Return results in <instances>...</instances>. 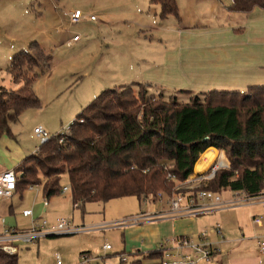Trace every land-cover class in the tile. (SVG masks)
I'll return each mask as SVG.
<instances>
[{
	"label": "rangeland",
	"instance_id": "obj_1",
	"mask_svg": "<svg viewBox=\"0 0 264 264\" xmlns=\"http://www.w3.org/2000/svg\"><path fill=\"white\" fill-rule=\"evenodd\" d=\"M228 3L229 0H223L225 7H229ZM178 5L185 7L181 11L179 8L182 23L190 22L192 16L199 13L208 15L206 8L192 11L187 0ZM76 11L83 18L72 24L66 14ZM91 16H96L98 21H91ZM195 20L199 23L202 18L196 17ZM221 22H226V18ZM180 24L174 17L161 19L159 8L152 6L149 0H0V86L6 89L18 87L6 72L12 57H9L10 49L16 45L14 40L17 44L31 39L37 41L36 34L39 33V37L45 39V51L52 59L51 66L44 69L34 84L41 106L26 110L17 123L11 124L13 137L7 142L17 145L26 156L33 154L41 146L34 135L37 127H42L51 137L61 134L91 101L107 89L143 82L142 89L147 90L148 96L164 90L165 98L176 97L180 102H189L195 95L207 92L198 82L201 73H191L187 65L191 50L180 44ZM243 31L244 27L235 29L239 34ZM75 35L82 38L80 46L68 47L66 42L63 46L59 43L61 39H71ZM205 153L196 165L207 154L211 153L215 158L201 170H196L195 165L191 178L207 174L218 156L213 150ZM4 154L0 151V166L4 160L8 161ZM211 184L212 180H208L195 187L196 190L202 187L212 189ZM177 186L178 182L175 188ZM61 187L70 189L67 175L62 177ZM180 191L185 189L182 187ZM221 195L226 200L231 192H222ZM44 199L42 185L26 189L22 198L16 194L12 211L10 201L1 202L0 234L5 229L26 230L32 221L40 225L44 221L56 224L59 220H66L73 227L85 230L70 236L42 237L39 239L43 241L40 249L38 243L41 241L30 245L15 242L19 248V264H56L53 254H61L64 264H79L82 251L91 252L87 253L92 258L90 264H121L122 253L128 264H134L137 255L148 256L157 252L164 242L166 248H172L167 242L174 236H163L155 243L154 238L142 235L137 229L150 223L132 224L130 219L141 213L151 215L167 211L169 206L165 203H144L128 197L74 208L69 191L50 198L51 206L46 212ZM26 208L33 210L32 219L22 216ZM2 220H5L4 226ZM107 245L110 250L105 249ZM144 261L159 264L153 258Z\"/></svg>",
	"mask_w": 264,
	"mask_h": 264
},
{
	"label": "trees",
	"instance_id": "obj_2",
	"mask_svg": "<svg viewBox=\"0 0 264 264\" xmlns=\"http://www.w3.org/2000/svg\"><path fill=\"white\" fill-rule=\"evenodd\" d=\"M149 2L159 8L161 19L182 21L177 0ZM231 2L234 13L264 10V0ZM49 62L38 41L13 56L6 72L18 87L0 86V139L13 137L11 124L26 110L41 106L34 84ZM144 84L100 93L77 115L63 143L60 135L52 136L20 162L15 169L17 192L43 185L50 200L61 193L67 175L75 208L128 197L156 203L159 193L180 192L174 190L176 182L188 180L200 156L212 148L224 152L230 168L216 173L212 189H202L252 197L264 192V86L211 90L180 102L165 98L164 90L148 96ZM160 257L157 251L144 258ZM0 264H19V256L0 252Z\"/></svg>",
	"mask_w": 264,
	"mask_h": 264
},
{
	"label": "crops",
	"instance_id": "obj_3",
	"mask_svg": "<svg viewBox=\"0 0 264 264\" xmlns=\"http://www.w3.org/2000/svg\"><path fill=\"white\" fill-rule=\"evenodd\" d=\"M187 1L191 4L192 7L190 6V9L192 11L195 8H198L199 11L202 8L208 9V15L202 16L199 13L197 14L198 16H192L190 22L182 23V18V21L179 22L181 23L180 44L191 50L190 55L189 51L187 53L189 55L187 57V65L191 73H201V78L198 82L205 86H201V88L208 91L211 88L245 91L250 86H264V10L256 9L246 15L231 12L229 10L232 4L231 0H229V7L226 6L227 8L224 6L223 0ZM181 2H185V0H177L178 4H181ZM179 8L181 11L185 7L180 5ZM238 15H244L246 19L244 17L239 18ZM196 17L202 18V20L198 23L195 20ZM222 18H226V22H221ZM243 27L244 31L240 34L235 32L236 28ZM36 35L37 41L41 42V46L45 49L43 43L45 39L39 37V33ZM72 39L65 40L63 38L59 43L63 46L66 42L68 47L81 45L82 38L69 46L68 43ZM32 40L21 41L18 44L17 40L13 41L16 45L10 49L9 57L11 55L12 57L8 65L11 63L13 56L25 50L26 45H29ZM51 61L50 57V66ZM146 78V80H150V78ZM11 132L13 134L12 127ZM7 139H10V137L4 136L0 139V151L3 154L6 153L4 157L8 160H4V164L0 166V173L7 170L15 171L26 156V153L21 148L18 149L17 145L8 143ZM209 150L220 152L213 148ZM209 162H212L211 159H206L203 163L204 165L201 166L202 168H199L201 164V161H199L196 165V170L205 168ZM24 191L20 190L16 194H20L22 198ZM16 194L12 200H2L0 203L10 201L9 209L12 211L14 209L13 199ZM232 197L233 192L226 197L228 199L225 201L232 199ZM50 206L49 200V206H44V210L47 212ZM25 210L31 209L26 208ZM256 218H261L262 223L260 225L254 222ZM146 223L150 224L144 227L139 226L137 229H140L142 235H149L154 238L155 243L163 236H174L175 238L188 236L194 238L207 231L209 233V241L218 247L220 252L214 255L212 260L208 262L200 260L197 264H264V254H262L261 245L259 244L261 240H264V199L250 205L224 208L204 216L161 218ZM4 225L5 223L2 226ZM218 225L221 227V234L216 232ZM41 243L43 241L38 243V249L41 248ZM87 253L91 252L82 251L79 255H87ZM53 255L55 256L56 254ZM144 257L143 255H137L135 262L141 261V264H148L144 261L146 259ZM62 260L65 262L64 259Z\"/></svg>",
	"mask_w": 264,
	"mask_h": 264
},
{
	"label": "built area",
	"instance_id": "obj_4",
	"mask_svg": "<svg viewBox=\"0 0 264 264\" xmlns=\"http://www.w3.org/2000/svg\"><path fill=\"white\" fill-rule=\"evenodd\" d=\"M72 24L79 23L83 15L76 11L67 13ZM91 21H97L96 16L90 17ZM80 36L75 35L73 39L68 43L70 46L72 43L80 40ZM71 133L70 126L66 128L60 135V142L63 143L67 136ZM34 135L39 139L41 145L46 144L51 139V136L42 127H37L34 131ZM39 148L36 150L38 151ZM216 152V151H215ZM218 156L211 164L207 174H199L193 178H189L184 182H178L177 188H184L185 191L174 193L172 196H166L163 193L158 194L159 202L165 203L169 206L167 211H162L155 214L141 213L137 216L131 217V223L139 224L154 221L156 218H187L197 217L213 213L217 210L224 208L241 207L250 205L264 199V192L257 196H250L246 192H234L232 199L225 201L220 193L214 192L208 189L196 190L195 185L201 184L205 181H211L215 178L216 173L222 169H229L230 163L226 158L223 151L217 152ZM225 159V160H224ZM170 177H173L170 175ZM174 178V177H173ZM18 175L14 170H7L0 173V201L12 200L17 192ZM38 188V186H31L30 189ZM195 190V191H194ZM70 189L64 187L61 193H67ZM146 203V201H144ZM43 204L45 207L49 206V200L44 199ZM22 216L25 218H33L34 214L32 210H25L22 212ZM5 220H2L4 224ZM30 228L26 230L19 229H5L0 234V252H4L9 255H16L19 253V248L15 246V242L21 241L26 245L34 244L39 241L40 238L50 235H73L77 232L85 230L84 228L73 227L69 221L59 220L54 225H49L44 221L40 225H36L35 221ZM254 222L258 225L262 223L261 218H256ZM216 232L221 234V227H216ZM196 238V239H195ZM165 243V242H164ZM161 244V257L159 258V264H197L198 261H210L213 256L220 252V249L209 241V233L207 231L202 232L196 237L179 236L167 244H172V248H166L165 244ZM261 252L264 254V240H261ZM106 250H110L111 247L107 245ZM121 263L128 264L127 260L122 253L120 255ZM56 264H64L60 255L54 256ZM92 258L86 254H83L79 264H89Z\"/></svg>",
	"mask_w": 264,
	"mask_h": 264
},
{
	"label": "bare ground",
	"instance_id": "obj_5",
	"mask_svg": "<svg viewBox=\"0 0 264 264\" xmlns=\"http://www.w3.org/2000/svg\"><path fill=\"white\" fill-rule=\"evenodd\" d=\"M209 157H211V160H213L215 157H213L212 155H211V153L210 154H207L203 159H202V161H201V164L199 165V168H202L201 166H203L204 164V162H205V160L206 159H208Z\"/></svg>",
	"mask_w": 264,
	"mask_h": 264
},
{
	"label": "water",
	"instance_id": "obj_6",
	"mask_svg": "<svg viewBox=\"0 0 264 264\" xmlns=\"http://www.w3.org/2000/svg\"><path fill=\"white\" fill-rule=\"evenodd\" d=\"M50 236H56V235H50Z\"/></svg>",
	"mask_w": 264,
	"mask_h": 264
}]
</instances>
